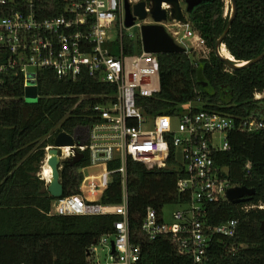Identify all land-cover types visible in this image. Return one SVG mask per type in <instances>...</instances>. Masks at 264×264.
I'll use <instances>...</instances> for the list:
<instances>
[{
    "label": "trees",
    "instance_id": "trees-1",
    "mask_svg": "<svg viewBox=\"0 0 264 264\" xmlns=\"http://www.w3.org/2000/svg\"><path fill=\"white\" fill-rule=\"evenodd\" d=\"M237 16L224 40L230 55L240 63L264 54V0H236ZM63 0H42L39 18L63 13ZM231 13L225 17V2L215 0L189 15V25L211 51L208 58L194 60L190 53L157 56L160 92L145 101L154 115H181L182 106L229 115L237 123L257 118L264 124V58L250 67L231 71L215 54ZM124 55L142 53L140 37L123 35ZM113 55H120V41ZM26 81L6 78L0 87V264H87L89 249L103 236L115 234L117 214L59 216L53 213L57 199L47 191L41 177L47 149L62 132L76 136L97 122L94 107L99 95L114 94L113 86L88 73L77 82L59 80L52 71L39 76V99L25 100ZM230 150L214 155L234 187L255 190L251 200L233 204L219 201L205 207L203 222L216 227L231 220L239 222L233 238L214 237L208 250L209 264H264V210H242L244 204L264 205V128L253 132L233 130L228 134ZM74 166L61 164L64 197L80 194L89 155ZM250 165L247 168V165ZM119 166L118 162L110 165ZM128 215L131 242L142 248L138 264H194L181 252L180 238L161 236L151 241L143 231L149 208L160 219L167 205H188L189 192L179 187L184 173L175 155L166 170L148 171L142 164L127 163ZM123 201L120 174H115L98 205L117 207Z\"/></svg>",
    "mask_w": 264,
    "mask_h": 264
},
{
    "label": "built area",
    "instance_id": "built-area-1",
    "mask_svg": "<svg viewBox=\"0 0 264 264\" xmlns=\"http://www.w3.org/2000/svg\"><path fill=\"white\" fill-rule=\"evenodd\" d=\"M41 1L0 0V87L8 77H22L38 86L41 73L52 71L57 79L71 82L88 73L115 89L114 94L97 96L102 100L94 107L97 122L75 136L80 145L60 150L64 160L87 152L89 165L81 169L80 194L57 199L53 213L120 215L122 219L115 223V234L103 236L89 249L87 264L94 263L100 248L106 247V264H138L142 248L131 242L127 163L131 160L142 164L148 171L166 170L175 155L184 173L179 187L190 194V210L175 212V223L169 225L164 217L160 219L149 208L143 231L151 241L161 236L180 238L181 252L191 256L194 264H209L208 250L214 237L233 238L239 226L237 220L216 227H208L203 222L205 207L228 200V191L234 188L223 170L216 167L214 155L230 150L229 132L253 133L264 128L263 122L250 118L237 123L233 117L220 112L194 110L192 103L182 106L181 115L148 113L145 101L160 92L158 60L156 55L145 53L143 46L141 54L124 55L125 0H63V13L44 19L38 14ZM142 1L149 13L152 5L148 0H129V3L133 7ZM162 8L170 14L169 5L164 3ZM150 24L154 21L149 16L145 21L137 20L135 28L140 34L142 26ZM112 32L117 33L116 38L111 36ZM171 32L175 38L181 34ZM117 39L120 55L114 56ZM182 40L196 41L197 47L205 46V41L188 26ZM261 95L256 94L255 98L259 100ZM218 138L224 140L222 146L217 145ZM115 162L119 166L111 168ZM92 168H102V171L88 174L87 170ZM115 174L122 177V204L102 207L98 202ZM256 209L264 210V205L248 203L242 207L245 212Z\"/></svg>",
    "mask_w": 264,
    "mask_h": 264
},
{
    "label": "water",
    "instance_id": "water-1",
    "mask_svg": "<svg viewBox=\"0 0 264 264\" xmlns=\"http://www.w3.org/2000/svg\"><path fill=\"white\" fill-rule=\"evenodd\" d=\"M152 7L150 12L146 11V3L144 1L139 2L133 7L130 5L129 0H125V27L126 29H131L135 27L136 21H145L149 16L154 21V24L143 25L140 30V36L142 41L143 50L147 54L161 55V54H179L188 53L187 49L180 46L175 39L168 33L165 24L171 19L178 22L182 26L188 25V18L184 15V11L181 7L180 0H148ZM209 0H185L187 5V13L192 14L193 10L202 5L204 2ZM232 1L231 16L228 22V26L223 33V35L218 40L215 47V54L218 59L225 63L226 67L231 71H236L244 69L259 63L263 58L264 54L258 58L247 62L240 63L233 57L231 59L226 58L222 55L223 48L226 49L224 45V40L228 35L232 23L237 16V2ZM167 4L171 7L169 13L162 8L163 4ZM227 50V49H226ZM75 145H80L76 143V138L65 132L60 133L53 142V146L47 149L46 165L51 168V178L48 182L47 191L51 197L55 199H60L64 194V187L61 182V164L69 163L74 166L79 164L83 158V153H77L72 159L64 160L61 158L60 150L62 148L71 147L74 148ZM255 195L254 189H249L247 187H234L228 191L227 198L233 204H242L251 200V197ZM260 230L264 232V221L260 226ZM113 253L115 251L114 244H112Z\"/></svg>",
    "mask_w": 264,
    "mask_h": 264
},
{
    "label": "rangeland",
    "instance_id": "rangeland-1",
    "mask_svg": "<svg viewBox=\"0 0 264 264\" xmlns=\"http://www.w3.org/2000/svg\"><path fill=\"white\" fill-rule=\"evenodd\" d=\"M181 7L184 11V15L188 18L189 20V14L187 13V11L185 10V4L184 2L181 3ZM229 13H231V0H226V9H225V17H227L229 15ZM179 23L173 21V20H169L166 24L165 27L168 31V33L172 35L171 31H180L181 34L180 36H178L177 38L173 37L175 39V41L182 47L186 48L188 52H190V56L194 59V60H200L203 58H208L209 54H210V50L205 46H201V47H197L196 45V41H189V40H182V35H183V31H185L186 27H184L183 29H181V27L178 26ZM188 25H189V21H188ZM190 26V25H189ZM191 28V27H190ZM192 30V28H191ZM125 34L131 37H139V30L137 28H131V29H126L125 30ZM197 34V33H196ZM117 33L116 32H112L111 36L116 38ZM198 35V34H197ZM25 100L28 103H36L39 99V91H38V86L36 83H33L31 81H26V86H25ZM261 99H264V94L261 95L260 97ZM259 98V99H260ZM81 129L77 132V136L80 135ZM84 137V136H82ZM218 146H222L224 143L223 139L218 138L216 141ZM47 157V155H46ZM46 163V159L44 161L43 167H42V171H41V177L43 178V168L45 166ZM102 171V168H92V169H88L87 173L88 174H92V173H99ZM81 172V170H80ZM45 180V179H44ZM46 184H48V182L45 180ZM190 207L188 205H167L165 206L164 210H163V217L165 219V223L171 225L175 223V220L173 218V214L175 212H185V211H189ZM103 212V210H102ZM113 212H117L116 211H111V213ZM110 214V213H108ZM108 256V248L106 247L105 250H103L102 248H100V250L98 251V259L94 261V263L90 262V264H106V258Z\"/></svg>",
    "mask_w": 264,
    "mask_h": 264
},
{
    "label": "bare ground",
    "instance_id": "bare-ground-1",
    "mask_svg": "<svg viewBox=\"0 0 264 264\" xmlns=\"http://www.w3.org/2000/svg\"><path fill=\"white\" fill-rule=\"evenodd\" d=\"M222 55L224 57H226V58H229V59L232 58V56L230 55V53L225 48H223V50H222ZM43 178L47 182H49L50 181V178H51V168L49 166H47L46 164H45V166L43 168Z\"/></svg>",
    "mask_w": 264,
    "mask_h": 264
},
{
    "label": "flooded vegetation",
    "instance_id": "flooded-vegetation-1",
    "mask_svg": "<svg viewBox=\"0 0 264 264\" xmlns=\"http://www.w3.org/2000/svg\"><path fill=\"white\" fill-rule=\"evenodd\" d=\"M224 2H225V9H226V0H223ZM182 2H184V4H185V0H180V3H182ZM215 2V0H209V1H207V2H204L202 5H199V6H197L194 10H193V12L194 11H196L197 9H199V8H201V7H203V6H205V5H208V4H213ZM187 5L185 4V10H187ZM231 9H232V1H231ZM192 12V13H193ZM178 23V22H177Z\"/></svg>",
    "mask_w": 264,
    "mask_h": 264
},
{
    "label": "crops",
    "instance_id": "crops-1",
    "mask_svg": "<svg viewBox=\"0 0 264 264\" xmlns=\"http://www.w3.org/2000/svg\"><path fill=\"white\" fill-rule=\"evenodd\" d=\"M186 26L190 27L189 25H186ZM186 26H185V27H186Z\"/></svg>",
    "mask_w": 264,
    "mask_h": 264
}]
</instances>
